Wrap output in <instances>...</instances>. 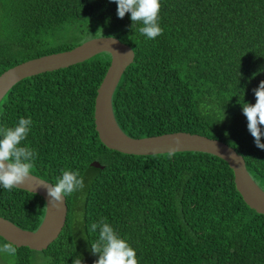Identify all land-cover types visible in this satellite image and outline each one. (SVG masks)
<instances>
[{
	"label": "trees",
	"instance_id": "16d2710c",
	"mask_svg": "<svg viewBox=\"0 0 264 264\" xmlns=\"http://www.w3.org/2000/svg\"><path fill=\"white\" fill-rule=\"evenodd\" d=\"M161 4L163 33L149 39L131 13L118 17L112 0H0V76L94 38H117L135 54L113 97L120 128L135 139L184 132L222 141L264 191V150L242 106L256 103L253 89L264 81V0ZM110 63L103 53L27 78L0 103V128L33 121L21 143L37 154L31 174L55 184L62 170H78L85 183L66 197V225L48 249L17 247L1 262L95 264L99 230L89 227L103 219L135 249L138 264H264V215L245 203L227 162L197 152L134 156L102 144L95 101ZM45 214L41 196L0 186V216L17 227L36 232Z\"/></svg>",
	"mask_w": 264,
	"mask_h": 264
},
{
	"label": "water",
	"instance_id": "95a60500",
	"mask_svg": "<svg viewBox=\"0 0 264 264\" xmlns=\"http://www.w3.org/2000/svg\"><path fill=\"white\" fill-rule=\"evenodd\" d=\"M111 55L110 67L98 89L95 101V126L99 138L108 149L134 156H153L181 152L206 153L227 162L234 172L235 184L245 203L258 214L264 215V191L249 174L245 159L226 143L206 136L190 133H172L135 139L118 125L113 112V97L126 69L134 62L132 48L114 37H98L65 52L42 56L19 64L0 76V103L19 82L40 74L54 72L86 62L97 55ZM177 138L180 143L177 144ZM92 167L103 169L98 162ZM51 184L33 174L21 190L41 196L46 203V214L36 232L22 230L0 216V237L13 242L18 248L28 247L44 251L62 233L68 217L67 199L60 208L49 202L46 187Z\"/></svg>",
	"mask_w": 264,
	"mask_h": 264
},
{
	"label": "clouds",
	"instance_id": "9594fccd",
	"mask_svg": "<svg viewBox=\"0 0 264 264\" xmlns=\"http://www.w3.org/2000/svg\"><path fill=\"white\" fill-rule=\"evenodd\" d=\"M117 3V15L124 18L131 13L133 25L142 22L139 28L140 33L149 39H155L162 35L160 27L161 0H112ZM256 103H243V114L248 121V130L254 137L255 145L264 150V81H261L258 88L253 89ZM33 121L31 118H20L18 124L11 128H0V186L11 190L21 188L31 176L34 168L36 153L26 146H21L29 132ZM177 144L180 143L177 138ZM171 155V153H170ZM49 196V202L60 208L65 198L76 192H82L85 188L84 176L78 170H62V176L57 178L55 184H43ZM80 222H84V214L79 213ZM99 230L98 241L92 243V251L99 254L95 264H138L137 253L130 246L125 238H122L114 228L105 220L99 223H92L89 232ZM0 253L15 255L17 246L9 241L0 246ZM73 264H83L80 258H76Z\"/></svg>",
	"mask_w": 264,
	"mask_h": 264
},
{
	"label": "rangeland",
	"instance_id": "374dc122",
	"mask_svg": "<svg viewBox=\"0 0 264 264\" xmlns=\"http://www.w3.org/2000/svg\"><path fill=\"white\" fill-rule=\"evenodd\" d=\"M1 246V245H0ZM2 253H0V255H1ZM0 264H3L2 262H1V260H0Z\"/></svg>",
	"mask_w": 264,
	"mask_h": 264
}]
</instances>
